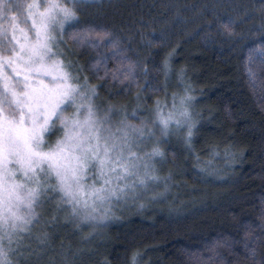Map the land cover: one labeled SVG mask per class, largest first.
Listing matches in <instances>:
<instances>
[{
    "label": "trees",
    "instance_id": "1",
    "mask_svg": "<svg viewBox=\"0 0 264 264\" xmlns=\"http://www.w3.org/2000/svg\"><path fill=\"white\" fill-rule=\"evenodd\" d=\"M86 5L79 14L80 26H108L125 38L131 33L133 52L139 51L154 86L164 85L163 62L173 53L168 95L182 93L186 84L191 87L194 110L202 117L200 132L192 154L179 140L177 148L162 149L165 157L155 162L160 183L137 187L126 201L112 207L106 222L66 223L64 214L54 213L49 205L45 220L53 215L60 220L54 229L48 225L53 240L42 264L52 258L64 264L65 256L68 264H132L134 255L136 264H260L264 260V57L260 55L264 0H98ZM212 12L236 22L231 39H222L216 28L209 30L215 19ZM161 34L162 42L141 51ZM65 47L89 69L84 74L98 89L101 109L119 104L128 108L126 114L136 111L140 120L139 114L148 115L146 108L164 100L163 92L143 91L142 75L136 82L123 83L94 78L97 68L91 62L98 58L97 50L77 47L72 40ZM99 55L111 56V50L101 46ZM97 67L99 77H104L105 67L111 73L117 65L109 60ZM54 137L52 133L50 139ZM97 172L94 176L99 178ZM96 177L91 182L99 184ZM245 244L255 248L254 257L249 258Z\"/></svg>",
    "mask_w": 264,
    "mask_h": 264
},
{
    "label": "snow or ice",
    "instance_id": "2",
    "mask_svg": "<svg viewBox=\"0 0 264 264\" xmlns=\"http://www.w3.org/2000/svg\"><path fill=\"white\" fill-rule=\"evenodd\" d=\"M85 6L86 0H0V264H42L53 240L48 225L54 229L60 220L59 215L43 220L46 205H52L54 213H63L66 223L95 221L96 226L137 187L148 189L149 182L160 183L154 165L156 158L165 157L162 146L168 139L176 137L189 154L194 152L202 117L194 110L189 85L182 93L168 95L173 53L163 62L164 85L154 86L147 79L150 72L143 67L139 51L133 52L131 33L125 38L108 26L81 27L79 14ZM260 11L264 31V7ZM210 14L215 19L209 30L216 28L222 39H231L236 22L227 14ZM243 15L247 17L246 12ZM136 36L143 39V33ZM162 38L163 34L154 37L141 51ZM68 40L75 41L77 47L97 50L98 58L91 62L97 68L94 78L110 77L123 83L136 82L142 75L143 91L163 92L164 100L146 108V117L139 114V127L129 124L125 113L114 134L112 108L101 116L95 103L98 89L84 74L89 69L65 47ZM101 46L111 50V56L101 57ZM260 55L264 57V50ZM109 60L117 67L111 73L105 67V76L99 77L97 66ZM184 75L180 74L182 80ZM137 117L133 111L131 118ZM58 126L63 138L53 146L47 140ZM94 158L101 169L109 164L115 175L104 177L105 187L93 185L85 191L82 180ZM110 184L115 186L108 187ZM244 247L249 258L255 256V248ZM49 264L57 262L52 258ZM64 264H68L66 256ZM132 264H136L135 255Z\"/></svg>",
    "mask_w": 264,
    "mask_h": 264
},
{
    "label": "rangeland",
    "instance_id": "3",
    "mask_svg": "<svg viewBox=\"0 0 264 264\" xmlns=\"http://www.w3.org/2000/svg\"><path fill=\"white\" fill-rule=\"evenodd\" d=\"M87 2H89V1H93V0H86ZM98 1V0H97ZM177 92H180L179 90H177ZM169 97H170V95H169ZM95 103L97 104V102H96V100H95ZM98 105V104H97ZM114 106V105H113ZM109 108H112V112H111V124H112V132L115 134V132H116V126L119 124V121L122 119V117H123V115L125 114V113H127V109L128 108H122L119 104L116 106L115 105V108H118V109H115V108H113V107H107V108H103V109H101V107H100V112H101V116L103 117V115L105 114V111L107 110V109H109ZM118 112V113H117ZM72 113H71V111L68 113V115H71ZM129 117H130V119L128 120V123L129 124H131V125H134V126H137V127H139L140 126V120H139V118H131V114H127ZM52 133H54L55 134V137L53 138V139H50V137H51V135H52ZM63 137H62V130L59 128V126L57 127V129L56 130H53L50 134H49V136H48V140H47V143H49V144H52L53 146H55V143H56V141H57V139H62ZM177 142H178V139L176 138V137H172V138H170V139H168L164 144H163V146H162V149H165L166 147L168 148V147H170V146H174L175 148H177ZM45 150H47V148L45 149ZM148 151H150L151 150V148H150V146L148 147V149H147ZM99 158L100 159H103L104 157H103V153H100L99 154ZM156 166V163H155V165H154V167ZM109 168H110V165L109 164H105V166H104V168L103 169H101V166H100V164H99V161H98V159H92L91 161H90V163L88 164V167H87V169H86V175H85V177H84V179L82 180V183H83V185H84V187H85V191H89L90 189H91V187L94 185L95 187H97V188H101V187H105V185H104V177H114V175H115V173L114 172H112V171H109ZM96 170H98V172L96 171ZM97 172V173H99V178H97L96 176H94V173L95 172ZM101 171H103V176H101ZM94 172V173H93ZM160 176V175H159ZM96 177V180H98L99 182V184H95L94 183V181L92 180V182H91V179L92 178H95ZM121 183H123V181H121ZM115 185L114 184H110V185H108V187H114ZM48 206L49 205H46V207H45V209L43 210V213H42V215H43V220L44 221H46L45 220V216H46V213H47V210H48ZM101 211H103V210H101ZM114 213H117L116 211H113V213L112 214H114ZM97 214H99V213H97ZM108 219V218H107ZM107 219H105L103 222H106V220ZM42 224H43V221H42ZM109 225V224H108ZM104 228H105V230H107V228H108V226L106 225V226H104ZM39 230V228H37V231ZM100 232H102V233H100V234H103V232L104 231H100ZM106 232V231H105Z\"/></svg>",
    "mask_w": 264,
    "mask_h": 264
}]
</instances>
